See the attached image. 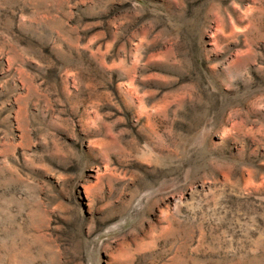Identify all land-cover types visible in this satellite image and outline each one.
I'll use <instances>...</instances> for the list:
<instances>
[{"label": "rangeland", "instance_id": "rangeland-1", "mask_svg": "<svg viewBox=\"0 0 264 264\" xmlns=\"http://www.w3.org/2000/svg\"><path fill=\"white\" fill-rule=\"evenodd\" d=\"M0 264H264V0H0Z\"/></svg>", "mask_w": 264, "mask_h": 264}]
</instances>
